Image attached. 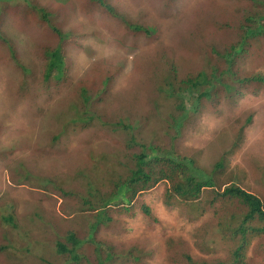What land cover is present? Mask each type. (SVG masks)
<instances>
[{
    "label": "rangeland",
    "instance_id": "rangeland-1",
    "mask_svg": "<svg viewBox=\"0 0 264 264\" xmlns=\"http://www.w3.org/2000/svg\"><path fill=\"white\" fill-rule=\"evenodd\" d=\"M104 1L127 22L151 28L152 34L131 29L104 6L88 10L89 0H0V264H41L36 255L54 247L67 228L85 234L81 252L91 259L98 250L95 245L106 251L111 243L117 252L132 249L139 255L129 264H190L187 252L194 260L225 259L230 241L218 227V206L201 203L204 211H196L187 202L167 204V181L138 194L130 211L124 210L128 201L120 192L108 207L111 219L94 235L88 222L97 211L80 208L76 193L86 186L82 173L105 182L96 162L125 144V133L108 123L130 122L154 141L161 132L153 129L167 123L156 109L165 116L182 112L175 100L161 98L152 66L162 60L185 74L197 71L205 65L206 46L237 39L234 29L218 27V19H236L250 0ZM41 7L60 33L38 14ZM60 45L66 57L64 80L52 79L46 88V52ZM246 65L264 71V58ZM83 85L94 100L102 98L99 121L79 115L78 106L87 109ZM184 96L188 117L193 99ZM203 108L185 118L178 152L195 158L194 172L207 179L244 126L243 140L219 181L230 183L235 172L236 182L264 199V92L247 93L236 103L206 102ZM250 113L253 120L246 123ZM39 176L58 180L55 185ZM143 204L156 220L144 212ZM37 211L49 221V230L32 220ZM10 212H16L14 226L2 219ZM53 260L60 262L59 255ZM244 264H264V236L251 241Z\"/></svg>",
    "mask_w": 264,
    "mask_h": 264
},
{
    "label": "trees",
    "instance_id": "trees-1",
    "mask_svg": "<svg viewBox=\"0 0 264 264\" xmlns=\"http://www.w3.org/2000/svg\"><path fill=\"white\" fill-rule=\"evenodd\" d=\"M98 5L106 7L115 16L126 21L111 4L104 0H89L88 10L98 11ZM38 10L40 12L38 14L47 20L46 23H50L59 32L60 30L53 25V21L48 18L51 14L45 7ZM239 11L236 19L229 17L222 21L218 19V27L234 29L237 39L229 44L213 43L206 46L205 65L197 71L185 74L178 65H170L162 60L152 66L158 75L156 90L161 98L175 100L176 107L182 110L181 113L165 116L158 108L156 109L160 120L166 119L168 123L160 129H153L157 133H159L158 130L161 132L157 140H150L145 132L141 133V130L130 122L123 123V120H119L108 123L113 130L125 133L126 141L123 146L114 147L110 153H103L96 162V168L102 169L105 173V182L80 172L87 179L85 177L83 179L86 182L85 189L76 193L80 197L79 207L86 212L97 211L95 219L88 222L89 234L94 235L102 222L111 219L108 215L110 210L108 207L112 206V202L120 192L125 193L128 201L124 210L130 211V205L138 194L151 190L161 181H167L169 183L165 196L167 204L187 202L196 211H204L201 203L211 207L218 206L220 210L218 227L230 241L227 258L194 260L187 252L185 257L190 264H244L251 241L256 237L264 236V199L236 182L238 178L235 172L233 176L235 179L230 183L219 181V177L223 178L227 169L229 163L227 159L243 140L244 126L239 131L238 140L223 152L207 179L194 172L195 166H198L194 158L177 150L178 139L188 115L184 113L187 111L185 93L193 99L191 100L193 111L186 118L187 120L191 116L202 113L206 102H218L219 105L223 99H226L236 103L247 93L264 92V71L246 65L249 60L256 61L264 58V0H250L247 7ZM215 17L216 15L212 18ZM127 23L133 30L152 34L151 28L130 21ZM2 32L4 31L0 29L1 35H3ZM63 52L62 45L46 52L48 58L44 74L46 88L52 79L64 80L66 57ZM107 77L105 82L110 79ZM81 94L86 98L87 109L92 112L90 114L87 109H81L78 106L81 119L87 117L90 122L99 121L100 116L97 111L102 98L94 100L85 85L81 87ZM128 119H130L129 116ZM247 119L246 123H251L253 113H250ZM66 125H64L65 128ZM39 177L46 182L53 181L55 185L58 180L53 177ZM101 185L110 189L105 190ZM209 191L213 193L212 196L209 195ZM9 205L13 207L7 203V206ZM143 210L149 217L156 220L148 205L143 204ZM15 217L16 212H10L3 214L2 219L5 225L14 226ZM32 220L42 221L47 230L51 227L49 221L45 220L38 211L35 212ZM54 225L57 229H61L60 224ZM65 233L59 236L54 247H49V251L45 247L39 253L41 256L36 255V258L41 260V264H94L95 261L97 264H129L139 260V255L134 254L132 249L122 254L117 252L112 243L103 241L100 242L109 244L108 249L104 251V248L95 245V249L98 250H96L95 258L91 259L81 252L86 241L85 234L74 228H67ZM8 235H5V238H8ZM16 249L19 250L18 247ZM56 255L60 257L58 263L53 260Z\"/></svg>",
    "mask_w": 264,
    "mask_h": 264
},
{
    "label": "clouds",
    "instance_id": "clouds-1",
    "mask_svg": "<svg viewBox=\"0 0 264 264\" xmlns=\"http://www.w3.org/2000/svg\"><path fill=\"white\" fill-rule=\"evenodd\" d=\"M58 33H60V31L58 32ZM61 46V45H60ZM59 47V46H58ZM193 158V157H192ZM195 159V158H194Z\"/></svg>",
    "mask_w": 264,
    "mask_h": 264
}]
</instances>
